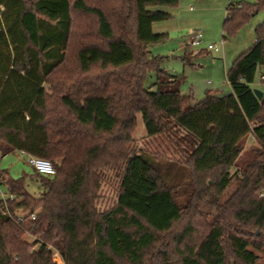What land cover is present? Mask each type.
Wrapping results in <instances>:
<instances>
[{
  "label": "trees",
  "instance_id": "16d2710c",
  "mask_svg": "<svg viewBox=\"0 0 264 264\" xmlns=\"http://www.w3.org/2000/svg\"><path fill=\"white\" fill-rule=\"evenodd\" d=\"M180 1L0 0V159L55 168L34 171L35 198L0 172L12 197L0 200V264H256L252 250L264 253V90L250 89L264 22L226 71L230 93L194 101L147 49L167 40L153 25ZM262 9L230 1L224 41Z\"/></svg>",
  "mask_w": 264,
  "mask_h": 264
},
{
  "label": "rangeland",
  "instance_id": "374dc122",
  "mask_svg": "<svg viewBox=\"0 0 264 264\" xmlns=\"http://www.w3.org/2000/svg\"><path fill=\"white\" fill-rule=\"evenodd\" d=\"M230 0H192V3L187 6V10L190 11V14H186L185 16H181V18H174L171 16L170 20L161 21L154 23V27L158 25L165 24L166 26V35L167 40L158 43L156 45L148 46V52L150 56H165L168 57L164 60L162 69L167 71L170 74L178 73L185 76L186 83L183 87H187L190 84L193 86L192 88V98L194 101H200L203 99V95L205 90L217 89V93L228 94L226 91V85H224L225 80L223 76L218 78H212L210 76L211 70L214 71L219 67L221 70L228 69L231 63L235 60L237 56L245 52L255 40V28L257 25L264 22V9L258 12L256 15L250 18L249 22L242 26L232 37L227 39L223 38V20L226 12V5ZM242 1L246 3H252L254 0H234ZM181 8V7H180ZM165 9V8H160ZM179 9L178 5L168 9L172 15V10ZM193 12V13H192ZM192 30H199L202 33V38L206 44H219L222 42V46L218 53H214L212 51L206 50L203 55L198 56L195 60V63L198 64L194 68L190 69V67H186L185 69L182 66V62L180 59V54H182V47H176L175 43L177 41L182 40L186 42L187 34ZM186 45V44H185ZM185 47V46H184ZM177 49L172 54L169 52L170 50ZM190 49V48H188ZM198 50V49H192ZM172 55H175L176 58H172ZM203 65V68H202ZM190 66V65H189ZM192 70L193 73L189 75V78L186 77L184 71ZM223 74V72H222ZM264 75V67L259 69L252 82L250 83V89H257L263 91V85L261 84L260 77ZM194 76V77H191ZM155 81V74H148L145 82V86H151ZM209 81V83H207ZM215 86V87H214ZM189 94V93H188ZM142 124L139 119L138 131H142ZM143 135H140L137 139L138 146L141 148L144 146L145 140H143ZM147 142V141H146ZM255 142L250 139H247L244 147L245 150H249L254 147ZM7 171L8 175L13 180H18L21 178L23 181V185H25V189L29 195L32 197H38L44 191V185L41 183L39 177H37L30 168V166L26 162V157L20 152L10 153L6 156H3L0 159V172ZM233 171H231L232 173ZM111 186H104V205H109L112 203L111 200ZM0 192L7 193V186L0 185ZM28 241L31 242V239L28 238ZM254 255L258 257V261L256 264H262L264 262V253L253 251ZM55 261L57 263H62L59 258H56ZM232 261V258L228 257V263ZM238 264H242L238 262Z\"/></svg>",
  "mask_w": 264,
  "mask_h": 264
},
{
  "label": "crops",
  "instance_id": "0c3cea01",
  "mask_svg": "<svg viewBox=\"0 0 264 264\" xmlns=\"http://www.w3.org/2000/svg\"><path fill=\"white\" fill-rule=\"evenodd\" d=\"M230 1H234V0H230ZM229 1V2H230ZM228 2V3H229ZM192 3V0H181L179 3H178V10L177 9H173L172 11H174V12H172V17L174 18V16H176L177 18H181V16H185L187 13L188 14H190V11L189 10H187V6H189L190 4ZM227 6V5H226ZM181 7V8H180ZM227 8V7H226ZM193 13V12H192ZM225 17V16H224ZM166 26L167 25H165V24H162V25H158V26H156V27H154V25H153V32L156 34V33H166L167 31V29H166ZM167 34V33H166ZM187 41V40H186ZM185 44H186V42H183L182 40H180V41H177V43H175V45H176V47H182V48H184V50L183 49H181L182 50V54H180L181 56H180V59H181V62H182V66L184 67V69H185V66L186 67H190V69H192V68H194L196 65H198V64H196L195 63V60H196V58L198 57V56H201V55H203V53L206 51V49H205V47H203V48H200V49H198V50H192V49H187L186 47H184L185 46ZM175 50H177V49H173V50H170L169 52L172 54V52H175ZM158 55V54H157ZM165 57L167 58L168 56L167 55H165ZM172 58L174 59V58H176V56L175 55H172ZM185 59H189V64L187 65L186 63H185ZM232 64V63H231ZM190 65V66H189ZM202 68H203V65H202ZM229 68V67H228ZM188 71L186 72V71H184V74L186 75V77L187 78H189V75H191V73H193V71L192 70H189V69H187ZM228 69H224V70H221L219 67L214 71L213 69L211 70V73H210V76L212 77V78H218V79H220V77L221 76H223V78H224V80H225V74H226V71H227ZM167 72V71H166ZM222 72H223V74H222ZM170 74V73H169ZM174 75H181V74H178V73H173ZM173 74H171V75H173ZM183 76V75H182ZM262 76V75H261ZM184 78H185V76H183ZM191 77H194V76H191ZM186 83V79H185V81H184V83L181 85V92H182V94H184V95H191L192 96V93H193V91H192V88H193V86L190 84L189 86H187V87H183V85ZM207 83H209V81L207 82ZM224 85H226V91H221V92H227V93H230V88H229V85H227V83H226V80H225V83H224ZM215 87V86H214ZM217 89L218 88H215V90H213V91H217ZM207 90H212V89H207ZM189 93V94H188Z\"/></svg>",
  "mask_w": 264,
  "mask_h": 264
},
{
  "label": "built area",
  "instance_id": "2783aa9c",
  "mask_svg": "<svg viewBox=\"0 0 264 264\" xmlns=\"http://www.w3.org/2000/svg\"><path fill=\"white\" fill-rule=\"evenodd\" d=\"M186 45L185 47L188 49H200L205 47L206 50L212 51L214 53H218L221 46L223 45L222 42L219 44H206L202 38V33L199 30H192L187 34L186 37ZM261 84L263 85L264 88V75L260 77ZM26 157V162L30 166L33 171L37 172L39 175L44 176V177H50L55 174V168L52 167L51 163L48 161L36 158V157H31L25 153H21ZM8 197L9 199H12V197L9 195L7 196L5 193L3 194L0 192V200L4 201V199ZM23 217H20L18 220L19 222L22 220ZM36 216L31 215V220L34 221ZM54 259L58 258V253L54 252L53 253Z\"/></svg>",
  "mask_w": 264,
  "mask_h": 264
},
{
  "label": "water",
  "instance_id": "95a60500",
  "mask_svg": "<svg viewBox=\"0 0 264 264\" xmlns=\"http://www.w3.org/2000/svg\"><path fill=\"white\" fill-rule=\"evenodd\" d=\"M253 93L257 96V99H260L262 96V92L257 89H253Z\"/></svg>",
  "mask_w": 264,
  "mask_h": 264
}]
</instances>
